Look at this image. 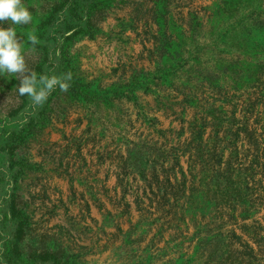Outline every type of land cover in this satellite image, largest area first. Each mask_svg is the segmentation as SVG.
<instances>
[{
    "label": "rangeland",
    "instance_id": "1",
    "mask_svg": "<svg viewBox=\"0 0 264 264\" xmlns=\"http://www.w3.org/2000/svg\"><path fill=\"white\" fill-rule=\"evenodd\" d=\"M23 3L29 69L72 80L37 106L0 74V264H217L232 231L262 248L264 0Z\"/></svg>",
    "mask_w": 264,
    "mask_h": 264
},
{
    "label": "clouds",
    "instance_id": "2",
    "mask_svg": "<svg viewBox=\"0 0 264 264\" xmlns=\"http://www.w3.org/2000/svg\"><path fill=\"white\" fill-rule=\"evenodd\" d=\"M32 14L23 0H0V24L10 22L8 27H0V74H8L17 78L20 83L18 92L28 96L33 104L43 105L48 96L58 87L67 92L72 80V73L62 76L42 74L31 71L26 61L25 47L17 36L16 28L11 25H27L32 22ZM28 42L33 46L39 43L38 36L28 34Z\"/></svg>",
    "mask_w": 264,
    "mask_h": 264
},
{
    "label": "trees",
    "instance_id": "3",
    "mask_svg": "<svg viewBox=\"0 0 264 264\" xmlns=\"http://www.w3.org/2000/svg\"><path fill=\"white\" fill-rule=\"evenodd\" d=\"M195 19V18H193ZM188 61H190V59H188ZM200 60H198L197 62L193 61L192 62V68H200ZM217 73V79L220 81L219 86L221 87H226V80H230V83H228V85L236 84L237 81L236 79L238 78V76H241V71L236 70L233 67L227 66V67H223L220 68L218 71H216ZM192 77H188V79H191ZM196 81V80H195ZM235 81V83H234ZM183 82H185L183 80ZM237 86V85H236ZM192 87V86H191ZM192 89V88H191ZM239 90V89H238ZM196 123L191 121L188 126H189V130H190V134L194 139H197V134L198 137L200 139H202V135L204 134L201 131H196ZM200 135V136H199ZM231 177V175H229ZM227 179L232 180L230 178L227 177ZM230 189L232 191H234V196L236 199V204L237 202L241 203V198L244 196L243 194H241L239 192L238 189H235L233 187H230ZM243 202L248 203V200H244L242 199ZM234 208V207H233ZM227 237V236H226ZM228 238L229 241L228 242ZM233 238H236L238 241L233 243ZM235 239V240H236ZM261 240L264 241V237H261ZM219 245H222L225 247V255H227V258L229 257V259L233 258V262L234 264H260V262L263 261L264 264V259H260V257L257 258V256H259L260 254L258 253V249L259 250H264V244L263 247H257L258 249H254L252 247V245L249 244V242L241 239V237H239L238 235H236V233L234 231L230 232V235H228L227 238L225 239H218V241L216 242V247L218 248ZM235 245H238L240 248L243 249V251H238V249L235 247ZM229 255V256H228ZM228 259V260H229ZM228 260H221V261H217V264H226L228 263Z\"/></svg>",
    "mask_w": 264,
    "mask_h": 264
}]
</instances>
